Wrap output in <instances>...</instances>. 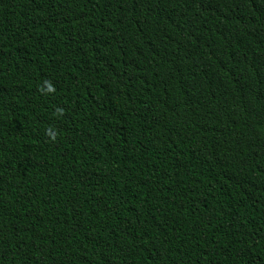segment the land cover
Returning a JSON list of instances; mask_svg holds the SVG:
<instances>
[{
  "label": "trees",
  "instance_id": "obj_1",
  "mask_svg": "<svg viewBox=\"0 0 264 264\" xmlns=\"http://www.w3.org/2000/svg\"><path fill=\"white\" fill-rule=\"evenodd\" d=\"M0 264H264V0H0Z\"/></svg>",
  "mask_w": 264,
  "mask_h": 264
}]
</instances>
